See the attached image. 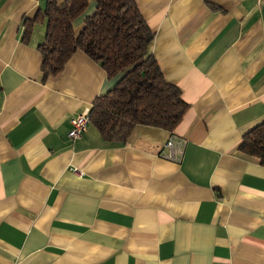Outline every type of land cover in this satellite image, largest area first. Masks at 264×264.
Returning a JSON list of instances; mask_svg holds the SVG:
<instances>
[{"label":"crops","instance_id":"crops-1","mask_svg":"<svg viewBox=\"0 0 264 264\" xmlns=\"http://www.w3.org/2000/svg\"><path fill=\"white\" fill-rule=\"evenodd\" d=\"M47 1L0 4V264H264V167L238 150L264 122V2L134 0L190 106L177 162L158 128L69 138L118 78L77 52L44 81L45 22L23 38Z\"/></svg>","mask_w":264,"mask_h":264},{"label":"trees","instance_id":"trees-1","mask_svg":"<svg viewBox=\"0 0 264 264\" xmlns=\"http://www.w3.org/2000/svg\"><path fill=\"white\" fill-rule=\"evenodd\" d=\"M92 1L95 11L77 33L74 23ZM38 22L46 25L39 47L44 81L59 75L77 52L99 64L108 78H118L90 110V124L105 142L126 143L137 126L172 134L182 122L190 106L163 75L151 50L155 34L134 0H48L34 20H26L24 41ZM238 150L264 167V122L244 135Z\"/></svg>","mask_w":264,"mask_h":264},{"label":"built area","instance_id":"built-area-1","mask_svg":"<svg viewBox=\"0 0 264 264\" xmlns=\"http://www.w3.org/2000/svg\"><path fill=\"white\" fill-rule=\"evenodd\" d=\"M264 0H259V5L262 4ZM90 110L86 109L78 115L72 117L71 119V130L69 132V138L72 141H78L83 138L84 134L87 132L88 126L90 125ZM185 141L175 134H170L165 148L161 151V157L179 162L184 154Z\"/></svg>","mask_w":264,"mask_h":264}]
</instances>
